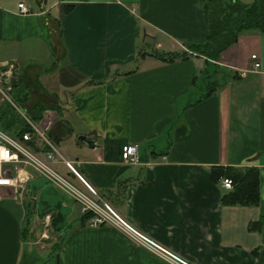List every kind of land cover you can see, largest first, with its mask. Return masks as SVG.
Returning <instances> with one entry per match:
<instances>
[{
    "label": "crops",
    "instance_id": "1",
    "mask_svg": "<svg viewBox=\"0 0 264 264\" xmlns=\"http://www.w3.org/2000/svg\"><path fill=\"white\" fill-rule=\"evenodd\" d=\"M203 3L0 0V65L41 79L65 102L48 134L80 175L51 163L85 190L69 180L75 187L94 197L91 186L130 226L191 264H264V224L256 223L264 218V32L244 30L218 60L198 55L188 47L208 37ZM141 49L188 57L167 62ZM13 109L0 91V129L17 136L24 118ZM127 142L140 143L149 164L123 162ZM216 165L257 166L259 204L224 203L229 189L212 179ZM6 191L0 264H31L35 245L54 244L60 264H171L115 225L81 221V202L45 176L30 181L24 199ZM52 226L56 241L46 243Z\"/></svg>",
    "mask_w": 264,
    "mask_h": 264
},
{
    "label": "built area",
    "instance_id": "2",
    "mask_svg": "<svg viewBox=\"0 0 264 264\" xmlns=\"http://www.w3.org/2000/svg\"><path fill=\"white\" fill-rule=\"evenodd\" d=\"M20 12L22 14L31 13V8L25 2L19 3ZM252 59L255 60L253 69L257 70L261 67V62L257 54H252ZM13 66L5 70L0 65V91L8 102L24 118L29 129L19 136H10L0 129V146L8 149L10 154L15 156V159L10 161L0 162V178L9 179L12 181L8 185H0V197L2 190L11 188L15 191L16 197L24 199L30 181L36 176H45L56 186L64 189L71 194L76 200L82 204V211L92 212V217L88 220L89 226L97 227L101 225H115L121 228L124 232L134 238L139 244L147 247L151 252L163 258L171 264H191L186 260L175 255L168 249L160 246L153 240L143 235L138 230L130 226L111 206V204L102 198L98 192L89 186L91 197L75 187L65 176H63L53 165L52 161L59 159L76 175H80L74 163L71 160L64 158L55 142L51 139L48 131L53 127L58 118V113L53 109H47L40 124L34 120L27 111L14 100L11 92L13 84L11 81L13 74ZM121 157L123 162L133 165L149 164L143 159L141 145L138 142H127L121 147ZM221 184L226 189H232L233 182L230 177H222ZM225 181H230L229 187ZM50 218V215L47 216Z\"/></svg>",
    "mask_w": 264,
    "mask_h": 264
},
{
    "label": "trees",
    "instance_id": "3",
    "mask_svg": "<svg viewBox=\"0 0 264 264\" xmlns=\"http://www.w3.org/2000/svg\"><path fill=\"white\" fill-rule=\"evenodd\" d=\"M39 1L43 2L44 0ZM203 13L208 27V37L206 41L192 44L188 48L198 55L206 56L208 59L218 60L222 52L234 44L244 30L259 29L264 32V0H251L248 2L244 0H204ZM147 53L167 62L188 57L187 50L152 49L150 52H146L141 49L138 55L143 56ZM92 82L94 81H88V83ZM12 84L11 94L14 100L21 106L27 104L29 107L28 114L38 122L43 119L47 109L57 110L55 108L60 106L56 101L54 104H45L41 100L34 102L21 76H18L17 79L14 78ZM207 94H210V92ZM49 96L52 97V95ZM56 99L58 100L57 97ZM23 121V128L17 136L22 135L23 132L29 129L24 119ZM143 159L146 160L144 156ZM224 176L230 177L233 182L232 189L223 196L224 203L248 206L259 204L260 172L257 166H213L212 179L215 182H219ZM119 187L122 190L124 189L121 182ZM92 215L93 213L90 211L84 212L80 220L83 222L88 221ZM57 220L54 219L56 222ZM256 223L264 224V218ZM61 246L58 244L54 247L56 253Z\"/></svg>",
    "mask_w": 264,
    "mask_h": 264
},
{
    "label": "rangeland",
    "instance_id": "4",
    "mask_svg": "<svg viewBox=\"0 0 264 264\" xmlns=\"http://www.w3.org/2000/svg\"><path fill=\"white\" fill-rule=\"evenodd\" d=\"M12 71H13V74H12L11 81L13 82L14 78L17 79L18 76H21L23 78V82L25 83L26 87H28V89L30 91V95H31L32 100L34 102H36V100H41L45 104H54L55 101L58 103L60 102L56 99V97H54V93L51 92L50 90H48L43 85L41 79H36V77L29 76V75L28 76L24 75V77H23L22 76L23 73L21 74L20 68H18V66H14ZM49 95H52V97H50ZM61 104L63 107V105H65V102L62 101ZM21 107L23 108V110L27 111V114H28V110H29L28 105L24 104ZM62 107L60 105V106L56 107L55 109H57L56 111L61 113L63 116V115H65L64 114L65 112H63L64 109ZM40 123L41 122H39L38 124H40ZM59 171L61 172V174L63 173L68 180H70L73 184H75L81 190H83V191L85 190V188H83L79 184V182L76 181L72 176L64 173L62 170H59ZM2 193L6 194L7 193L6 189H3ZM66 196H67L66 198L71 201L70 197L68 195H66ZM70 201H68V202H70ZM80 208H81V205L79 202L77 205V209L75 211H79ZM42 235H43L42 238H44L46 240V243H48L47 241H50L51 243L56 241L55 240L56 234H55V231L53 229V226H52V228L51 227L50 228L45 227V230L42 232ZM42 238H41V240H42ZM58 241H60V238H57V242ZM54 247H55V244L52 248L41 249L38 245H35V247L33 248V256H30V258H29V259H32L31 264H58L57 263L58 255L55 252Z\"/></svg>",
    "mask_w": 264,
    "mask_h": 264
},
{
    "label": "clouds",
    "instance_id": "5",
    "mask_svg": "<svg viewBox=\"0 0 264 264\" xmlns=\"http://www.w3.org/2000/svg\"><path fill=\"white\" fill-rule=\"evenodd\" d=\"M12 159H15V156L13 154H10L8 149L4 148L3 146H0V162L4 161H10ZM12 181L9 179L0 178V185H8L11 184ZM225 183L230 187V181H225Z\"/></svg>",
    "mask_w": 264,
    "mask_h": 264
},
{
    "label": "water",
    "instance_id": "6",
    "mask_svg": "<svg viewBox=\"0 0 264 264\" xmlns=\"http://www.w3.org/2000/svg\"><path fill=\"white\" fill-rule=\"evenodd\" d=\"M79 139L83 140V141L86 140L90 147H94V145H95L94 140L93 139H87L86 135H79ZM59 262L60 261H59V256H58L57 263L60 264Z\"/></svg>",
    "mask_w": 264,
    "mask_h": 264
}]
</instances>
